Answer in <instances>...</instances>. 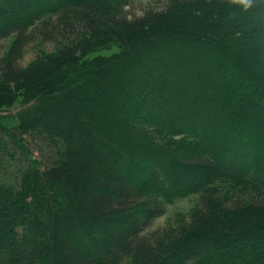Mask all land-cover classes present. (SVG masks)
<instances>
[{
	"label": "trees",
	"instance_id": "obj_1",
	"mask_svg": "<svg viewBox=\"0 0 264 264\" xmlns=\"http://www.w3.org/2000/svg\"><path fill=\"white\" fill-rule=\"evenodd\" d=\"M8 39L0 264H264V0H0Z\"/></svg>",
	"mask_w": 264,
	"mask_h": 264
},
{
	"label": "rangeland",
	"instance_id": "obj_2",
	"mask_svg": "<svg viewBox=\"0 0 264 264\" xmlns=\"http://www.w3.org/2000/svg\"><path fill=\"white\" fill-rule=\"evenodd\" d=\"M146 5H147L146 1L137 3L132 8V12L139 15L140 10L142 8H145ZM10 44H11V39L2 41L0 43V59L4 56V54L7 53ZM55 49H56L55 45H52L50 43H40L36 41L30 44L25 49V53L19 65L20 67H27L34 62L35 58L37 57L40 51L45 53H50V52H54ZM0 81H2L1 77H0ZM24 95L25 92L22 91L18 92L17 94H13V96H11V99L5 97L4 95L2 96L0 95V107H3L2 110H9L5 113H1L0 116L15 115L17 112H19L22 109L20 105L24 102L23 100ZM14 123L16 124L15 121ZM31 150H32L31 152L35 157L39 158L41 156L39 154L40 148L31 149ZM12 164L13 162H11V165ZM2 167L4 166L2 165ZM12 170L13 172L15 171L14 167L10 169V173L13 175L14 173L12 172ZM1 177L4 178L6 182L10 180L9 176L7 177L1 176ZM197 202H198V196L191 195L186 198L177 199L173 201L171 204L165 206L162 215L156 218L151 223V225L144 232V236H148L154 232L164 231V229L166 230L169 228H177L182 226L183 224H186Z\"/></svg>",
	"mask_w": 264,
	"mask_h": 264
}]
</instances>
